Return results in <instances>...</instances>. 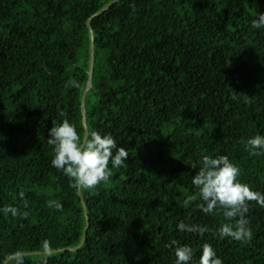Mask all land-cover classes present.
Listing matches in <instances>:
<instances>
[{"label": "trees", "instance_id": "obj_1", "mask_svg": "<svg viewBox=\"0 0 264 264\" xmlns=\"http://www.w3.org/2000/svg\"><path fill=\"white\" fill-rule=\"evenodd\" d=\"M0 264H264V0H0Z\"/></svg>", "mask_w": 264, "mask_h": 264}, {"label": "water", "instance_id": "obj_2", "mask_svg": "<svg viewBox=\"0 0 264 264\" xmlns=\"http://www.w3.org/2000/svg\"><path fill=\"white\" fill-rule=\"evenodd\" d=\"M116 1V0H115ZM111 4V3H110ZM110 4L106 5L105 7H103L101 10H99L98 12H96L93 16H96L100 13H102L104 10L108 9V7L110 6ZM93 16H91L90 18L87 19L86 21V24H87V27L89 29V35H90V57H89V69H88V79H87V86H86V89L83 93V96H82V102H81V105H82V112L84 113L85 112V109H84V98H85V95H86V92L87 90L91 87V72H92V65H93V58H94V49H93V42H94V37H93V32H92V28H91V25H90V21L91 19L93 18ZM84 119V118H83ZM83 123L85 125V120H83ZM86 128V126H85ZM80 171H79V175H80Z\"/></svg>", "mask_w": 264, "mask_h": 264}]
</instances>
